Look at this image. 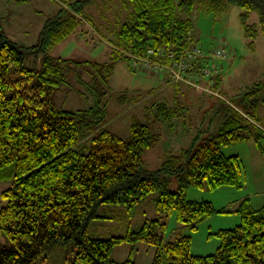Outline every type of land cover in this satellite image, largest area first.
<instances>
[{
    "label": "trees",
    "instance_id": "trees-1",
    "mask_svg": "<svg viewBox=\"0 0 264 264\" xmlns=\"http://www.w3.org/2000/svg\"><path fill=\"white\" fill-rule=\"evenodd\" d=\"M197 1L124 0L134 9L116 32L115 44L111 42L115 60L92 63L94 75L104 73L105 80L110 79L117 61L130 60L127 53L143 56L148 48L185 49L194 33L191 17ZM201 1L218 9L239 7L244 35L252 46L259 30L264 36V0ZM90 3L70 4L48 21L39 43L31 47L0 32V182L12 181L1 193L5 205L0 208V264H48L47 255L70 243L74 257L66 264H135L131 257L122 263L111 257L125 243L132 248L139 243L154 247L152 264H264V205L256 209L250 198L236 207L240 224L216 233L220 246L213 255L194 256L190 237L171 240L165 235V220L172 214L184 227L196 229L216 213L211 202L189 200L190 188H242L240 160L226 156L223 148L264 136L257 108L264 104V83L248 88L239 106L222 100L217 134L200 143L195 139L188 148L167 156L160 168L149 169L144 154L156 146L160 135L148 123L134 120L130 136L123 139L108 129L105 105L68 111L50 100L64 81L62 63L67 60L54 58L49 51L80 26L79 17ZM252 15L257 22L249 23ZM29 55L37 59L34 69L26 66ZM155 106L163 125L183 112L178 105ZM173 177L177 191L170 188ZM155 193L157 218L124 236L90 235V223L104 218L99 214L103 206L124 207L131 217Z\"/></svg>",
    "mask_w": 264,
    "mask_h": 264
},
{
    "label": "rangeland",
    "instance_id": "rangeland-1",
    "mask_svg": "<svg viewBox=\"0 0 264 264\" xmlns=\"http://www.w3.org/2000/svg\"><path fill=\"white\" fill-rule=\"evenodd\" d=\"M75 1L84 0H0V32L20 45H37L48 21L58 18L59 13L67 10ZM133 9V4L125 3L124 0H91L84 15L79 17L83 20L79 22L80 26L76 25L63 41L49 51L52 57L67 60L62 63L64 81L50 96V100L57 108L68 111L105 105L108 129L123 139L130 136L134 120L148 123L152 131L160 135L156 146L144 154L147 167L155 170L160 168L167 156L188 148L195 139L200 143L219 132L223 118L219 107L223 105V98L227 103L239 106L248 88L256 83H264V36L259 30L254 45L250 44L252 40L246 38L241 25L242 10L239 7L218 9L201 0L196 2L191 17L194 23L192 35L195 34L203 46L226 48L234 61L222 83L226 84V88L219 90L221 97L215 96L214 99L204 98L186 85L181 86V90L175 86L164 90L168 82H161L159 78L146 73L133 72L127 59L117 61L110 79L105 80L104 73L94 75L92 63L114 62L111 44L116 42V32L123 23L128 22ZM257 21L258 17L252 15L249 23ZM37 63L33 55L26 59V66L30 69H34ZM227 76L230 77L228 82ZM163 102L172 108L178 105L184 111L177 118L172 116L176 120L174 127L172 119L171 123L164 125L157 120L160 113L155 104ZM257 108L260 123L264 127V104L260 103ZM223 153L239 158L242 188H190L187 193L189 200L211 202L216 210L213 216L198 223L196 229L184 227L176 214L165 220L166 239L173 240L179 235L190 237L194 256L215 254L220 246L216 233L240 224V215L235 210L238 200L243 196L246 195L244 199L252 198L250 194L254 192L259 194V198L254 199V208L258 209L264 204V136L259 140L255 138L224 147ZM11 185L10 180L0 182V208L5 205L1 193ZM170 188L178 190L177 178H172ZM157 196V193L150 195L131 217L124 207L103 206L99 214L104 218L90 223V235L94 238H110L139 229L144 222L157 218ZM1 242L6 245V238L2 237ZM74 250V243L58 247L55 254L47 255L44 261L48 264H66L73 259ZM154 255L155 248L147 244L139 243L132 248V245L125 243L117 246L111 257L118 263L131 257L135 264H152Z\"/></svg>",
    "mask_w": 264,
    "mask_h": 264
},
{
    "label": "built area",
    "instance_id": "built-area-1",
    "mask_svg": "<svg viewBox=\"0 0 264 264\" xmlns=\"http://www.w3.org/2000/svg\"><path fill=\"white\" fill-rule=\"evenodd\" d=\"M185 49L148 48L143 56L127 53L133 71L163 78L168 85L184 84L200 95L221 97L231 53L222 47H205L190 34ZM225 100V98H223Z\"/></svg>",
    "mask_w": 264,
    "mask_h": 264
},
{
    "label": "crops",
    "instance_id": "crops-1",
    "mask_svg": "<svg viewBox=\"0 0 264 264\" xmlns=\"http://www.w3.org/2000/svg\"><path fill=\"white\" fill-rule=\"evenodd\" d=\"M233 62H234V61H230V62L226 63V66L229 67L230 69H232L231 67H233L232 65H234ZM229 78H230V77L227 76V79H226L227 82H228ZM159 79H160L161 82H164V79H163V78H159ZM230 81H231V79H230ZM227 82H225V83H227ZM183 85H184V84H179V85H167L166 88H164V90H166L167 88H170V87H174V86L181 90V89H182L181 86H183ZM186 86H187V85H186ZM223 88H226V84H222L220 90H223ZM202 96H203V95H202ZM204 98H206V97H204ZM183 112H184V111H183ZM175 122H176V120H173V122H172V126H173V127H174ZM107 127H109V124L107 125ZM260 127H261L260 129H262V131L264 132V127H263V125H261ZM251 195H253V197L250 198V200H251V202H252V205L255 207L254 199L257 200V198H259V194H255L254 192H252V193L250 194V196H251ZM256 195H257V196H256ZM260 195H262V194H260ZM245 197H246V195L243 196L240 200H238L239 203H240ZM238 201H237V202H238ZM263 205H264V204H262V206H263ZM260 207H261V206H260Z\"/></svg>",
    "mask_w": 264,
    "mask_h": 264
}]
</instances>
